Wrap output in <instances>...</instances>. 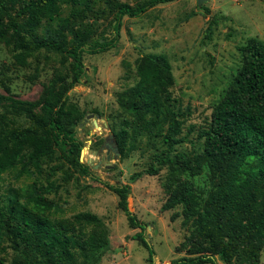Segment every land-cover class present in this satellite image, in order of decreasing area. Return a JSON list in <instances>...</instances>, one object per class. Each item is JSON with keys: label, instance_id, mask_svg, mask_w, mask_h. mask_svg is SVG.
Masks as SVG:
<instances>
[{"label": "trees", "instance_id": "16d2710c", "mask_svg": "<svg viewBox=\"0 0 264 264\" xmlns=\"http://www.w3.org/2000/svg\"><path fill=\"white\" fill-rule=\"evenodd\" d=\"M105 1L113 13L110 26L115 32L109 40L102 33L97 37L95 24L86 20L88 12H105L101 0H0V43L16 64L25 66L42 49L58 54L61 65L72 60L69 72H56L35 100L0 93V106L5 108L0 114V264H5L9 253L10 264H99L107 252L106 229L96 214L77 212L70 221L53 218L57 205L46 194L56 188L51 180L54 167L50 166L45 184L38 180L56 150L90 174L79 160L81 141L75 136L84 111L68 94L84 75L83 53L115 46L124 15L136 17L172 0H144L134 6ZM210 30L208 26L206 37ZM238 50L241 65L214 104L207 126L198 132L200 151L166 153L132 173L127 183L102 182L117 195V206L130 227L140 229L135 237L147 250L149 264H156L154 249L143 235V223L130 211L128 197L131 182L143 174H157L162 165L168 167L165 187L170 192L161 208L182 205L184 218L192 225L176 248L187 255L172 259L171 264H259L264 248V43L250 37ZM135 73V83L117 96L132 118L124 116L114 131L121 156L132 147L126 145L129 124L153 129L156 135L163 131L168 149L181 142L177 135L183 113L170 101L173 78L168 60L160 54H144L135 59ZM15 116H25L27 123H17ZM203 171L210 181L204 196L181 180L182 175ZM6 172L20 185L3 188ZM33 175L34 181L22 183Z\"/></svg>", "mask_w": 264, "mask_h": 264}, {"label": "rangeland", "instance_id": "374dc122", "mask_svg": "<svg viewBox=\"0 0 264 264\" xmlns=\"http://www.w3.org/2000/svg\"><path fill=\"white\" fill-rule=\"evenodd\" d=\"M119 1L134 6L144 0ZM100 6L105 12H88L86 20L95 24L97 37L102 33L109 40L115 35L110 26L113 13L106 1L101 0ZM208 26L211 30L206 37ZM250 37L264 43V0H203L200 5L197 0H172L136 17L124 15L115 46L95 54L83 53L84 75L68 94L70 101L84 111L75 136L81 141L79 160L82 154L80 162L90 174L81 172L56 150L54 158L43 165L44 172L38 180L45 184L50 166L54 167L51 180L56 188L46 194L57 205L52 214L54 219L70 221L75 213L90 211L103 221L108 249L99 264H149L147 250L135 237L140 229L130 227L117 206V195L102 182L127 183L132 173L149 167L166 153L173 156L177 152L200 151L198 132L207 126L214 104L241 65L238 46ZM144 54L163 55L171 66L170 101L176 111L183 113L177 135L181 142L168 149L162 139L163 131L156 135L153 129L142 130L129 124L126 145L132 147L124 156H115L106 145L117 146L114 131L119 129L124 116L132 121L117 96L137 80L135 59ZM27 61L25 66L16 64L0 43L1 94L35 100L56 72H69L72 62L68 58L61 65L58 54L43 49ZM4 112L5 108L0 106V114ZM90 114L93 116L89 117ZM15 121L26 124L27 118L15 116ZM167 175V165H162L155 175L143 174L130 183L128 197V207L143 223V235L154 249L156 264H171L172 259L186 256L184 249L176 248L192 229L191 220L184 218L182 205L168 210L161 208L170 192L165 187ZM35 178L36 175L23 178L22 183H31ZM181 180L203 196L210 186L204 171L195 176L182 175ZM20 182L11 172L3 174V188L18 186ZM12 256L7 254L5 264H10ZM259 264H264V248Z\"/></svg>", "mask_w": 264, "mask_h": 264}, {"label": "water", "instance_id": "95a60500", "mask_svg": "<svg viewBox=\"0 0 264 264\" xmlns=\"http://www.w3.org/2000/svg\"><path fill=\"white\" fill-rule=\"evenodd\" d=\"M202 1H203V0H197V4L200 5ZM92 116H93V114H90V115H89V117H92ZM96 118H99V116L97 115ZM93 121H94V124H95V126H96V125H97V120L95 119V120H93ZM80 124H81V123H80ZM106 146H107L108 149L111 148V150L113 151V153H114L115 156L119 154L118 149H117V146L112 147L110 144H107ZM81 157H82V154H81V156H80V161L82 160Z\"/></svg>", "mask_w": 264, "mask_h": 264}, {"label": "bare ground", "instance_id": "6f19581e", "mask_svg": "<svg viewBox=\"0 0 264 264\" xmlns=\"http://www.w3.org/2000/svg\"><path fill=\"white\" fill-rule=\"evenodd\" d=\"M97 124H98V123H97ZM97 127H98V125L95 126V128H97Z\"/></svg>", "mask_w": 264, "mask_h": 264}]
</instances>
